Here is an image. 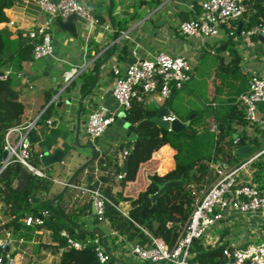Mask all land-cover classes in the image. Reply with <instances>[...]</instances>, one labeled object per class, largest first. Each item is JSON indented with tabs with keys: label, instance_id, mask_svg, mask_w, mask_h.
<instances>
[{
	"label": "crops",
	"instance_id": "obj_1",
	"mask_svg": "<svg viewBox=\"0 0 264 264\" xmlns=\"http://www.w3.org/2000/svg\"><path fill=\"white\" fill-rule=\"evenodd\" d=\"M81 1L99 17V23L93 24L77 17L74 20L77 34L74 35L60 28L58 22L61 18H53L51 22L53 54L40 59H33L31 56L22 60H19L18 56L15 55L5 69L12 86L18 90L16 100L24 106L22 122L39 117L44 109L50 107V117L47 119L44 128L42 130L36 128L30 134L36 133L40 138L48 134L46 144L50 151L58 146L66 151L63 161L45 166L48 172L59 180V182H54L51 188V191L54 192L52 198L62 189L64 182L73 170L92 154L90 148L79 147L74 141L77 101L82 92L77 78L84 69L91 67L94 63H96L97 68L99 62L108 56L99 67L95 86L85 97L83 110L80 114L78 141L81 144L90 141L96 144L98 153L97 158L92 162L94 165L93 177L103 175L105 179L100 182L99 186L108 184L111 185L113 191H116L119 189L117 180L114 178L112 183L105 175L104 170L98 168L95 171V165L99 163V157H103L105 153H110L122 143L129 136L130 131L116 122H112L100 136L92 140L84 130V122L89 107L101 103L108 107L113 115L121 110L112 95V88L117 77L113 71V66L123 69L128 64V60L132 61L130 56L136 59L151 58L157 52L164 50L171 54L185 56L191 64L200 58L201 60L206 59V53H209L216 58L215 71L220 72L223 63L231 60L232 56L228 47H223L220 52H217L216 48L229 37L226 27L238 18L231 19L229 24L221 25L216 36L203 40L192 38L179 31L180 21L193 16L198 11L201 0ZM6 14L8 16L7 21L1 23L0 26L10 30L11 38L18 37L19 32L25 34L45 19V14L31 0H15L6 9ZM124 25L126 27H123ZM114 29L116 30V39L113 38ZM232 40L236 42L240 72L224 75L221 85H216L214 89L219 99H212L210 104V112L220 105L222 107L219 110L226 114L234 111L231 105L237 106L239 110V115L236 114L232 120V124L236 128L234 137L238 138V143L231 149L230 154H233V150H235L240 158L234 156L228 158L227 162L224 160L223 164L226 166H232L245 159L253 137L257 136L260 141H264V130L257 125H248L244 122L242 108L236 102L230 103L228 107V103H225L228 98L235 95L241 83L247 88V79L250 75L255 74L264 77V33L254 35L252 44L248 46L235 36H232ZM114 43L115 49L113 50ZM177 91L178 88L173 89L165 101L158 100L156 94H143V101L155 109L154 114L157 111L156 104L159 106L167 105L172 114L184 121L176 114L172 105L173 95ZM48 94L50 95L49 99H47ZM68 99L70 102L67 101ZM58 100H60L59 104L56 103ZM54 118L58 120L53 123L52 127L48 126L47 123ZM212 118V116L209 117L210 120ZM243 131L244 138L237 135ZM240 140L244 141L247 151H238L241 145ZM31 147L41 152V147L37 143L31 144ZM174 153L175 149L169 144H163L153 152L152 156L157 163L156 170L158 173L163 174L173 168L175 164ZM2 154L3 150H0V162ZM39 165L42 166L41 162ZM112 165L113 163L111 164L113 169ZM88 172L87 169L83 170L82 176L85 178ZM211 172L210 178L212 180L214 175L212 168ZM247 174H250L249 170L243 171L240 180H242L243 175ZM80 178L82 177L80 176ZM76 185H86V182L81 180ZM67 190V207L78 206L89 200V196L81 193L79 188L75 186L70 185ZM58 198L52 202L57 203ZM120 204L126 209L127 202L122 201ZM0 205L2 216L8 220V217L12 215L4 212V203L1 200ZM74 213H76L74 215L77 216L76 222L80 228L96 230L101 234L110 231L109 225L95 221L92 203L89 211L82 212L79 208H75ZM27 225L13 235L14 239L10 250L16 255L35 258L45 264H59L61 247L52 246L53 242L49 231L42 228L31 230ZM200 241L203 246H216L219 243H225L227 246L239 249L255 242H264V208L256 211L227 208L224 217L210 226ZM103 242L110 254L109 264H158L143 261L134 254L130 248L131 241L120 238L110 240L108 238V241Z\"/></svg>",
	"mask_w": 264,
	"mask_h": 264
},
{
	"label": "trees",
	"instance_id": "obj_2",
	"mask_svg": "<svg viewBox=\"0 0 264 264\" xmlns=\"http://www.w3.org/2000/svg\"><path fill=\"white\" fill-rule=\"evenodd\" d=\"M14 1L0 0V24L7 21L6 9ZM243 3L245 10L240 17L226 27L227 32L231 25L235 26V30H237L240 21L242 22L241 27L264 23V0H243ZM10 35L9 29L0 26V71L3 72L15 55L19 60L30 58L32 46L38 40L30 38L27 32L25 34L19 32L16 38H11ZM223 47L229 48L232 59L223 63L221 71L238 74L240 72L237 62L238 52L232 36L222 41L216 51L220 52ZM95 69L96 63L78 75L77 81L82 92L92 83ZM244 89L246 88L241 83L235 95L225 102L228 103L227 107L230 106V103L236 102L235 99ZM17 95L18 90L12 86L10 78L0 76V150H3L5 131L12 125L22 123L24 106L16 100ZM49 96L48 94L47 99ZM231 106L234 111L228 114L219 110L222 105L216 106L212 112H207V115H201V110L194 111V117L199 115L201 124L198 127L191 126L195 120L191 118L186 127L188 130L186 128L169 130L150 119L155 109L142 100L132 98L131 105L125 112L130 122L135 124L133 129L135 138L130 139L128 136L110 153H105L103 157L98 158L99 169L105 171V175L112 183L117 172L124 173L117 180L118 190L113 191L111 185L108 184L99 186V189L112 201V203H106L104 210L105 216L110 221L108 233L101 234L96 230H85L80 228L76 222L75 208H79L82 212L89 211L90 199L81 205L67 207V190L59 196L57 203L54 204L52 202L54 192L51 191L54 183L51 179L53 175L48 172L47 177H40L31 173L21 162L11 161L0 171V200L4 203V212L12 215L6 220L5 226L10 228L13 234H16L25 227V217L28 214L35 216L38 212L46 213L52 210L42 218L41 224H28L27 227L31 230L42 228L49 231L53 242L52 246L62 248L59 264H101L93 240L95 237H99L102 242L108 241V238L110 240L117 239V235H110L111 230H115L123 240L143 244L149 240L144 228L151 234L161 237L171 246L193 209L194 197L191 194V186L202 187L203 184L211 180V162L223 164V161L227 162L228 158L234 156L240 158L235 150H233V154H230L231 149L238 143V140L233 142L236 128L233 126L232 120L236 114L239 115L237 106ZM211 116L215 120L216 131H211L209 128L208 118ZM49 117L50 107H47L37 118L36 127L42 130ZM244 122H246L245 119ZM237 135L245 137L244 131ZM251 143L245 158L261 150L264 146V141H260L257 136L252 138ZM127 144H131V150L122 162L112 169L111 164L117 159L116 153L123 145ZM163 144H169L175 149V164L173 168L160 174L156 170L157 163L152 154ZM38 153L37 151V159ZM86 169L92 172L94 165L91 164ZM249 169L250 174L243 175L241 181L257 184L260 188H264V152L259 153L251 160ZM82 173L83 171L74 177L73 184H79L81 180L85 182ZM168 179H181L183 183L165 189L156 198L153 212H146L143 216L141 209L152 204L151 194ZM31 196H38L45 203L34 202ZM122 201L127 202L126 209L121 206ZM121 209H125L127 215L123 214ZM125 216L129 217V220ZM95 221L99 223L96 218ZM168 222L170 223L167 224ZM61 229H65L74 239L81 240L83 246L81 248L68 246L66 237L60 233ZM224 246H226L225 243H219L216 246H203L200 239H194L193 255L190 261L192 264H233L223 253ZM242 264H250V262L247 260Z\"/></svg>",
	"mask_w": 264,
	"mask_h": 264
},
{
	"label": "built area",
	"instance_id": "obj_3",
	"mask_svg": "<svg viewBox=\"0 0 264 264\" xmlns=\"http://www.w3.org/2000/svg\"><path fill=\"white\" fill-rule=\"evenodd\" d=\"M45 14L43 22L30 29L27 34L30 38L38 39L32 46L31 55L33 59L53 54L54 45L52 37L51 22L53 18L66 19L70 14H76L80 19L99 23V17L95 15L81 0H31ZM191 6H193L191 4ZM245 10L243 0H201L199 9L189 18L179 23V31L192 38L209 39L216 36L221 25L229 24L233 18L240 17ZM229 36H235L245 45L252 44L253 36L264 33V23H257L241 27L239 33L235 26L231 25L227 32ZM192 64L181 54H171L161 50L151 58H140L128 63L123 69L113 66L117 74L112 95L122 110H127L131 105L132 98L144 100L143 94H156L158 100L165 101L173 89L181 88L190 78ZM78 74V72H77ZM76 75V74H75ZM1 77H7V71ZM264 77L252 74L247 79V88L241 92L236 103L243 110V117L248 125H257L264 130ZM174 114L163 116L164 119L172 120ZM38 117L27 122L10 126L4 133L3 149L7 151L5 158L0 162V171L11 161H19L28 170L40 177H47L48 173L44 166L36 165L30 161L32 157L31 143L28 141L29 134L36 130ZM114 122L113 114L104 104L89 107L84 122V130L92 140L100 136L103 131ZM209 128L216 131V123L212 118ZM171 130L170 128H168ZM237 137L233 141L236 142ZM131 144L123 145L117 153L116 162L113 167L120 164L131 150ZM264 152V147L239 161L232 166L222 163L211 162L214 171L212 180L202 187L191 186V194L194 197L193 209L184 222L174 243L169 246L164 239L153 235L146 229L149 240L145 243L130 242L131 251L143 261L158 264H192L190 258L193 255L192 246L194 239H201L205 231L224 217L227 208L232 207L240 211H256L264 208V188L257 184L242 182L240 175L243 171H250L251 160L259 153ZM40 152L38 153L39 161ZM99 163L95 165L98 170ZM124 175L119 171L115 179L119 180ZM53 182H59L55 177ZM79 188L81 193L87 194L94 206V219L110 225L104 210L107 202L112 203L110 198L97 188H89L86 185L70 184ZM122 213L127 215L125 209ZM42 218L37 215L28 214L25 217L26 224H41ZM6 219L2 216L0 205V264L5 257L4 264H45L35 258H25L14 254L11 250L13 231L5 226ZM168 222L167 224H169ZM61 235L66 237L67 245L81 248L83 242L69 235L65 229H61ZM112 234L121 236L111 230ZM97 257L101 264H109L110 254L104 242L99 237L93 240ZM7 248V249H6ZM62 249V248H61ZM223 253L233 264H242L249 261L250 264H264V242H255L244 248L223 247Z\"/></svg>",
	"mask_w": 264,
	"mask_h": 264
},
{
	"label": "water",
	"instance_id": "obj_4",
	"mask_svg": "<svg viewBox=\"0 0 264 264\" xmlns=\"http://www.w3.org/2000/svg\"><path fill=\"white\" fill-rule=\"evenodd\" d=\"M77 17L78 16L76 14H70L66 19H60L58 24H59L60 28L67 30L71 34L76 35L77 33H76L75 25H74V20L77 19ZM241 26H242V22L240 21L238 26H237V33H239ZM113 38L116 39V30L115 29L113 31ZM113 46H114L113 47V50H114L115 49V43ZM107 58H108V56H106L103 60H101L99 62L98 66L96 68L95 76H94L92 83L83 92H81V94L78 98V101H77L78 105H77V113H76V127H75L74 141H75L76 145L79 147L90 148L92 151V154L84 162H82L78 167H76L73 170V172L70 174V176L64 182L62 189L52 198V201L56 200L60 195H62L67 190V188L70 186V184H72V180L74 179V177L79 172L85 170L97 158V153H98L97 151L98 150H97L96 144L92 141L84 143V144L79 143L78 134H79V130H80V114L83 110L85 97L92 91L93 87L95 86L97 79H98L99 67L101 64H103L106 61ZM130 58L132 59V61L128 60V63H131V62L136 60L135 57L130 56ZM2 74H3V71H0V75H2ZM67 101L70 102V99H68ZM59 102H60V100L56 101L57 104H59ZM261 106H264V101L261 102ZM156 107H157V111L154 115L150 116V119L154 120L155 122H157L158 124H160L161 126H163L165 128H170L171 130H180V129L186 128L190 122V119L194 115V114H192L188 119H186L184 121L179 119L178 117H174L172 120L169 121V120L163 118V116L171 114V111L168 109L167 105L166 106H159L158 104H156ZM113 118H114V122H116L117 124L123 126L124 128H126L130 131V134H129L130 139L135 138V132L133 130L135 124L130 122L125 110H122V109L119 110L116 114L113 115ZM57 120H58L57 118H54L53 120L48 122L47 125L52 127L53 123ZM64 128H66V127H64ZM28 141L31 144L37 143L41 147L39 161L41 162V164L43 166H48V165H51L53 163L63 161L66 151L62 147H59V146L55 147L54 149H52L50 151V149L47 147V144H46V142L48 141V134H45L42 138H40L39 135L36 133L30 134L28 136ZM240 141H241V145L239 146L238 151L239 152L247 151V146L244 144V141L243 140H240ZM6 154H7V151L5 149H3L1 161L5 158ZM104 179H105V177L103 175H99V176L94 178L93 173L88 172L85 176L86 186L91 188V189L97 188V187H99L100 182H102ZM182 183H183V181L181 179H168L165 182H163L158 187V189L154 193L151 194V201H152L151 206L143 207L141 209V214L144 216L146 212H153V210L155 208V200L158 197V195L161 194L168 187L178 185V184H182ZM31 199L34 202H38L40 204L45 203V201L40 200L38 196H31ZM92 211L93 212L95 211L93 204H92ZM51 212H52V210H49L46 213H51ZM46 213L38 212L36 215L40 218H43L46 215ZM125 218L129 220V217L125 216ZM0 253H1V248H0ZM4 263H5V257H3L2 261H1V264H4Z\"/></svg>",
	"mask_w": 264,
	"mask_h": 264
},
{
	"label": "rangeland",
	"instance_id": "obj_5",
	"mask_svg": "<svg viewBox=\"0 0 264 264\" xmlns=\"http://www.w3.org/2000/svg\"><path fill=\"white\" fill-rule=\"evenodd\" d=\"M199 40V39H196ZM206 59H198L192 63L193 68L190 71V79L173 95L172 105L176 111V114L185 119L201 110V115H207L211 109V100L219 99L215 94L216 85H221L224 80L226 72H216L214 64H216L215 56L206 53ZM190 61V60H189ZM225 86V84H223ZM199 114V113H198ZM195 119L191 126L198 127L200 123L199 115L192 116ZM209 122L210 119L208 118ZM210 125V123H209ZM32 157L30 161L36 165H39L36 158V150L31 148ZM44 169H48L44 166Z\"/></svg>",
	"mask_w": 264,
	"mask_h": 264
}]
</instances>
